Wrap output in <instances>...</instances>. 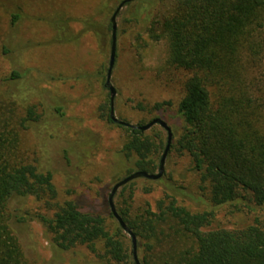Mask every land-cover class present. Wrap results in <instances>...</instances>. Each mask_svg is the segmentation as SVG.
I'll use <instances>...</instances> for the list:
<instances>
[{
    "label": "trees",
    "instance_id": "16d2710c",
    "mask_svg": "<svg viewBox=\"0 0 264 264\" xmlns=\"http://www.w3.org/2000/svg\"><path fill=\"white\" fill-rule=\"evenodd\" d=\"M145 1L135 2L132 18L124 20L118 31L112 82L123 57H128L129 68L136 70L147 40L164 41L167 57L159 74L169 75L171 81L177 74L185 76L184 95L176 111L180 126L173 130L168 125L172 131L169 153L189 158L191 171L199 174L212 207L242 199L264 208V77L256 74L264 51V0ZM145 3L150 8L141 21ZM113 12L102 6L80 18L81 30L72 39L77 42L83 36L91 37L93 69L82 73L80 79L106 90ZM131 26L140 30L127 39ZM13 76L18 77L16 73ZM136 107L146 109L141 104ZM171 107L172 103L165 101L151 110L166 122ZM103 110L107 122L115 124L109 118V95ZM13 118L10 110L0 106V264H28L12 222L15 219L23 224L27 218L13 217L9 210L14 198L27 197L51 212V216L34 217L58 249L82 246L107 263L135 264L120 226L110 230L101 215L83 212L73 202H55L52 174L28 163L20 151L21 132L37 117L29 109L27 118ZM124 129L123 156L127 160L136 157V170L154 174L167 137L152 139L138 129ZM133 172L129 170L127 176ZM133 185L131 182L121 191L128 188L131 197ZM156 210L148 207L132 218L129 206L116 208L127 228L144 242L141 264H264V223L255 220L242 229L207 230L215 218L213 210L192 213L169 194L157 202Z\"/></svg>",
    "mask_w": 264,
    "mask_h": 264
},
{
    "label": "rangeland",
    "instance_id": "374dc122",
    "mask_svg": "<svg viewBox=\"0 0 264 264\" xmlns=\"http://www.w3.org/2000/svg\"><path fill=\"white\" fill-rule=\"evenodd\" d=\"M121 1L0 0V106L7 112L10 110L16 120L27 118L29 109L37 117L35 121H28L21 132V154L40 171L52 174L57 204L69 201L83 212L99 214L110 230L119 224L111 216L109 194L129 170L138 171L135 169L137 158L127 160L121 152L127 140L124 127L111 124L102 116L109 91L98 84L92 86L87 82V85L80 79L82 73L93 69L91 37L83 36L77 42L72 39L81 30L80 18L102 6L113 12ZM147 3L144 4L147 7L140 10L141 21L150 8ZM135 4L126 5L119 13L117 36L123 21L132 18ZM139 30V26H131L127 39ZM166 57L164 41L147 40L142 62L136 70L129 68L128 57L120 60L121 70L115 82L111 79L116 89L114 111L118 120L132 125L147 124L160 118L159 112L151 110L152 106L169 101L172 107L165 121L171 129L179 128L176 111L184 95L185 76L177 74L171 81L169 75L159 74ZM261 57L256 74L263 79L264 51ZM114 72L115 68L112 77ZM14 73L18 77H14ZM137 104L143 105L145 111L137 109ZM144 133L152 139L157 135L164 140L167 137L158 125ZM162 154L163 150L156 158L158 165ZM191 166L189 158L168 153L162 178L132 181L134 194L131 197L129 189L122 192V187L114 196L115 208L129 206L135 218L148 207L157 212V202L169 194L192 213L213 210L215 218L207 230L242 229L254 224L255 220L264 223V208L246 200L212 207L199 174L191 171ZM157 172L158 168L154 174ZM146 189L150 193H145ZM9 210L13 217L27 218L23 224L16 223L15 219L12 222L28 264H110L85 247L62 251L53 245L46 229L34 217L36 214L51 216V212L34 198H14ZM125 236L126 245L133 254L131 238L126 233ZM143 244L136 237L139 262Z\"/></svg>",
    "mask_w": 264,
    "mask_h": 264
},
{
    "label": "water",
    "instance_id": "95a60500",
    "mask_svg": "<svg viewBox=\"0 0 264 264\" xmlns=\"http://www.w3.org/2000/svg\"><path fill=\"white\" fill-rule=\"evenodd\" d=\"M138 0H122L118 6L116 7V9L114 10L111 18H110V23H111V28H112V33H111V49H110V57H109V65H108V71H107V77H106V82H105V87L108 89L109 91V96H110V112H109V118L110 120L120 126L126 127V128H130L132 130L138 129L139 131H141L142 133L148 131L149 129H151L153 126H160L167 134V140H166V147L165 150L161 156L160 162H159V167H158V172L156 174H149L147 172L144 171H136L133 172L132 174L124 177L123 179H121L120 181H118L117 183L114 184V186L112 187V190L109 194L108 197V204L110 207V211L112 216L115 218V220L118 222L119 226L121 227V229L130 236L131 241H132V246H133V256H134V263L135 264H141L138 261V258L136 256V237L135 235L132 233L131 230H129L126 226V224L123 222L122 218L117 214L116 212V208L113 202L114 196L116 195V193L124 186H126L127 184H129L130 182L136 180V179H140V178H144L147 180H151V181H157L159 180L164 173V163L166 160V157L169 153L170 147H171V143H172V131L170 129V127L168 126V124L166 122H164L162 119L160 118H154L152 119L150 122H148L147 124L143 125V126H136V125H132L129 124L127 122L118 120L115 116V111H114V101H115V97H116V89L114 88V86L112 85L111 79H112V74L115 68V63H116V50H117V17L119 15V13L121 12V10L127 5L130 4L132 2H136Z\"/></svg>",
    "mask_w": 264,
    "mask_h": 264
}]
</instances>
